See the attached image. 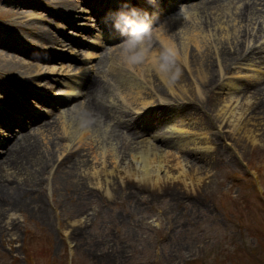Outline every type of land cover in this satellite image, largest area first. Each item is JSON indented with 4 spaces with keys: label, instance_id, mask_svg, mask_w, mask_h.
Wrapping results in <instances>:
<instances>
[{
    "label": "bare ground",
    "instance_id": "obj_1",
    "mask_svg": "<svg viewBox=\"0 0 264 264\" xmlns=\"http://www.w3.org/2000/svg\"><path fill=\"white\" fill-rule=\"evenodd\" d=\"M167 1L172 5L178 0H161L152 4L150 12L145 7L148 15L143 18L160 17ZM79 2L61 0L58 8L72 15L81 9ZM133 2L127 1L128 5ZM143 2L136 0L140 6ZM125 9L122 7L121 12ZM261 10L264 15V0H203L182 7L146 37L136 49L144 50L141 62H129L131 53L127 45L109 48L105 53L108 54L105 70L114 79V86L107 85L100 76L90 75L84 101L56 115L51 123L53 128L50 125L48 131L37 129L27 133L4 150L0 179L6 180L8 187L0 184V194L14 201L20 194L33 191L31 199L36 202L37 210L34 213L33 207L27 208L24 200L0 202V224L12 225L15 222L11 217L15 219L27 211L37 217L44 213L43 199L35 196L34 191L41 189L44 174L49 171L51 178L57 175L65 178L68 194L84 195L77 197L87 201L110 195L114 186L134 189L135 192H130L142 193L145 201H154L160 194L174 199L180 189L181 195L197 197L210 179L212 168L229 166L226 154L229 145L239 149L247 141L254 144L264 136V68L255 66V59L264 57V27L259 26V31H255L261 34L251 44L246 43L245 36L253 35L252 28L242 29L243 19ZM30 15L33 13L27 14ZM54 37L41 26L40 40L34 44L49 47ZM89 40L80 54V62L68 64L71 69L45 68L49 73L60 72L55 78L62 87L56 89L60 93L53 97L54 105L83 92L81 80L88 76L92 60L104 46L103 37L97 33ZM54 42L60 43L56 38ZM166 54L171 55L174 64L169 70L161 71ZM70 55L74 56L75 50ZM244 78L250 82L244 94L250 92V95L239 98L235 90ZM215 91L221 95L213 96ZM197 108L203 109L207 116L213 114V120L206 118V125L199 131L188 126L182 117L197 112ZM122 113H127L124 116L149 114L147 120H161L165 130L162 134L153 133L152 123L142 119L143 126L150 131L144 137L133 122L115 120ZM95 121L99 126H95ZM212 126L217 131L209 139ZM87 186L94 192L88 191ZM135 208H138L136 204ZM90 221L86 215L78 226Z\"/></svg>",
    "mask_w": 264,
    "mask_h": 264
},
{
    "label": "rangeland",
    "instance_id": "obj_2",
    "mask_svg": "<svg viewBox=\"0 0 264 264\" xmlns=\"http://www.w3.org/2000/svg\"><path fill=\"white\" fill-rule=\"evenodd\" d=\"M60 1L0 0V159L20 137L37 129L48 131L56 115L84 101L90 73L81 80L80 96L65 100L61 106L52 105L53 97L60 93L56 89L62 87L55 78L60 76L57 71L71 69L68 64L80 62L92 33L113 30L98 22L87 4L90 0H81V9L72 15L55 10ZM29 13L33 15L27 16ZM262 20L261 12L243 19L242 29L254 28L252 36L246 34V43L251 44L261 34L255 31ZM41 26L55 36L49 47L34 44L40 40ZM55 38L64 45L55 43ZM105 48L106 44L98 51L99 58L93 59L91 75L114 86V79L105 70L108 59L103 58L101 63ZM72 50L75 57L70 55ZM255 61L264 67V57L258 56ZM45 68L57 71L49 73ZM246 79L235 90L239 98L250 95L244 94L250 83ZM212 95L219 97L221 93L215 91ZM126 114L115 120L134 118L136 113ZM212 115L197 108V112L182 117L199 131L206 125V118L213 120ZM146 122L152 123L153 133L165 130L161 120ZM136 123L145 133L143 124ZM94 124L99 126L96 121ZM216 131L212 126L209 139ZM226 154L229 166L212 168L210 179L197 197L181 195L180 189L174 199L160 194L154 201H145L142 193H131L134 189L114 186L110 195L87 201L77 197L84 195L68 194L65 178H51L50 171L44 174L41 189L34 191L44 202L41 216L34 215L37 208L31 199L33 191L20 194L14 201L0 194L2 203L24 200L27 208L34 209V213L27 211L15 219L11 217L15 222L12 225L0 224V264H264V136L254 144L247 141L239 149L229 145ZM0 184L8 187L3 178ZM86 189L94 192L88 186ZM135 204L138 208L134 209ZM86 215L91 221L78 226Z\"/></svg>",
    "mask_w": 264,
    "mask_h": 264
},
{
    "label": "clouds",
    "instance_id": "obj_3",
    "mask_svg": "<svg viewBox=\"0 0 264 264\" xmlns=\"http://www.w3.org/2000/svg\"><path fill=\"white\" fill-rule=\"evenodd\" d=\"M123 30L128 32V39L125 41L127 45V51L131 53L128 57L130 63L141 62L144 58V50L136 51V49L142 45L145 38L149 35V29L147 26L139 24L131 19L124 22ZM163 63L160 65L161 71L169 70L170 65L174 64L170 54H166L163 57ZM179 73V69H176V74Z\"/></svg>",
    "mask_w": 264,
    "mask_h": 264
}]
</instances>
